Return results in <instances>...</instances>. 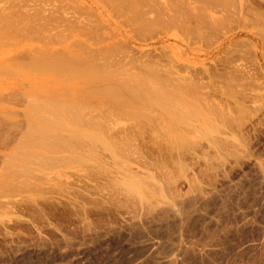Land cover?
Returning a JSON list of instances; mask_svg holds the SVG:
<instances>
[{"label": "rangeland", "instance_id": "rangeland-1", "mask_svg": "<svg viewBox=\"0 0 264 264\" xmlns=\"http://www.w3.org/2000/svg\"><path fill=\"white\" fill-rule=\"evenodd\" d=\"M13 2L0 0V9ZM30 2L37 21L62 5L94 27L88 49L97 54L89 56L107 64L102 71L125 81L150 69L168 95L153 102L167 100L152 117L148 107L119 116L108 100L111 116L97 108L81 123L66 119L53 137L59 146L45 152L29 137L40 96L8 92L14 100L0 101V126L12 130L0 131V264H264V2L255 1L247 26L236 22L244 0H211L217 7L205 20L204 8L181 0H145L130 12L100 0ZM216 18L224 25L207 26ZM2 28L0 49L11 56L44 38ZM18 57L12 69L29 64ZM68 125L100 141L70 140ZM10 133L18 139L5 147Z\"/></svg>", "mask_w": 264, "mask_h": 264}, {"label": "bare ground", "instance_id": "bare-ground-1", "mask_svg": "<svg viewBox=\"0 0 264 264\" xmlns=\"http://www.w3.org/2000/svg\"><path fill=\"white\" fill-rule=\"evenodd\" d=\"M15 1L16 0H14L13 5L11 3L9 7L6 6V8L2 7L3 10L0 9V23L3 26L2 28L3 34L6 36H10L9 34L16 33L17 35L27 36L29 34L36 35L39 32L42 36H44V38L42 37L38 38L37 44L33 43L34 41H32V43L23 44L19 46L21 48L19 49V51H17V54H14L13 56L11 55L13 54L14 51L10 50V52L6 51L7 53L6 52L3 53V51L0 49V72L7 71L8 73L12 72L13 75L18 74L23 81L21 79L18 80L28 85L27 88L24 87L23 85L24 83L23 84L17 83L18 85H16L13 82L8 81L7 78H1L5 75L3 73H0V101L1 102L13 101L14 97L11 96H14L15 93L11 94L8 92L15 90V88L22 89L23 91L20 92L22 95L29 94L30 96H40L41 107L37 108V106H35L34 107L35 109L32 110V113H30L31 119L39 120V122L34 120L35 123L32 124L31 135H29L30 139L33 138L31 142L33 143V146L35 145L34 147L36 146L40 147L45 145L48 147V149L47 147L45 148V146L44 148L41 147V149H45V152L46 150L48 152H50V150H52V152L55 151L57 148L56 146H59L56 145L55 142H53V140H56L53 137L56 136V134L58 133L57 130L65 129V126L67 125L66 119L73 118L74 120L76 119L78 123L83 119H86L84 118L85 117L84 113H86L85 111L89 112V110L92 111L94 110L95 112H97L98 111L97 108L98 109L100 108V111L98 112L105 113V111L107 112L108 111L107 109H109L108 113L110 112V116L113 115V113L110 111V107L107 108L109 104L107 103L108 104L107 105L106 102L108 100L109 102H112L114 104L115 110L118 111V112L115 111L114 112L119 113V116L121 115V113L122 115H126L128 113L126 116L131 115V117H134L135 115L139 116L140 113L142 112L141 111L142 108L144 107H148L147 109L151 108L150 109L151 112L148 111L146 114L152 117L155 114V112H157L156 110L158 109L162 110L164 103H167V100L165 102L163 101V99L161 101L163 105H161L160 102H158L159 105H157L158 103L157 104L153 103L158 96L161 97L168 94H164L166 87L162 85L164 80L161 79L162 77L160 76V74H159L160 78L158 79L155 76L156 72L151 71L150 69L148 71H143V72H138L139 69H136V71H134L132 74H129V76H131L130 78L127 77L125 78V81L127 79V82L123 81V79L119 80V78L116 77L117 74H115L112 71L113 69H111V71L108 72L106 69H104L106 70V72L102 71L104 67L108 68L107 64H105L102 68V63L98 60V58L96 60L93 57H91L93 54L89 56L91 53V51L89 52V50L92 49H88V47L91 46L92 42L94 41L93 37H95L94 35L96 34L94 32V27L92 28L88 22L84 20H80L79 18L76 19L68 18L66 14V8H67L66 6L60 5L52 15L46 14L43 17H41V20L38 18L40 21H37L36 19H34L37 16L36 15L33 16L32 15L33 12L31 11L32 9L30 10V7L33 5V4L31 5L30 1H34V0H17V3ZM60 1H64V0H60ZM100 1L102 4L104 3L105 5L104 4L103 5L106 7L109 6L110 8L112 6V8H116L119 10L126 9L124 11L129 10V12L130 10L135 11L136 8H138L139 6L145 3V0H100ZM181 1L182 3H186L189 7H194V10L197 9V7H199L201 10L202 8H204L205 11L200 12V16L202 20H205L207 17H210L212 9L217 7V3L215 2L212 3L211 5L208 4L211 2V0H194V1L190 0L193 1L194 3L190 2L189 0L187 1L181 0ZM240 1L241 0H239V2ZM244 1L246 2H240V10H241L239 15L240 20L236 22L239 24L242 23L243 25H246V22L249 21L247 15L254 13L253 8L255 7H253V5L255 3L257 4V2H255L256 0L253 1L254 3L250 6L251 3L249 2L248 4L249 0H244ZM261 1H262L261 3L264 2V0ZM207 5L209 6L206 7ZM34 6L40 7L37 8V10H35L39 14H42L41 12L45 14L44 12L47 11V9L42 8L43 5L41 4H35ZM30 11L32 12V14L30 13ZM101 21L102 20L98 22L102 26L103 22L101 24ZM221 25H224L223 19L216 18L213 22H210L207 26L218 28ZM246 26L243 27L246 28ZM52 30H57L58 36L50 33ZM93 32L95 33L94 35ZM97 36L100 37L98 33ZM2 38L3 37H0V42H2ZM99 40L97 41V43L99 42ZM54 41L55 43H57V45L53 44ZM26 46L29 47L30 50H25L24 48ZM92 51H94L93 53L95 55L97 54L95 53V50ZM100 51L102 52V50ZM24 54H27V58L30 57L29 64H22L18 69L17 68L12 69V66H9L10 63L17 61L19 59L18 56ZM98 55L96 57H98ZM95 60L99 61L101 64H99V62L97 63ZM109 68L111 67L109 66ZM132 75L134 77H132ZM160 79L163 80L162 83L161 81H159ZM176 94L177 93H174L175 96ZM169 96L171 95L169 94ZM160 99H158V101H160ZM143 102H146L147 105ZM154 104L155 106L158 107L161 105L162 106L160 107L161 109L158 107H154ZM147 109L144 111H147ZM48 110L53 112V114H51L53 118L51 116L47 118V114H50ZM154 110L155 112L153 114L152 111ZM92 111L91 113L94 112ZM126 111L128 112L126 113ZM91 113L88 114V116L90 115L89 117H91ZM15 114L18 113L13 112L10 113L9 116L14 117ZM74 120H71L70 122L73 121V123H75L76 121L74 122ZM6 126L4 125L0 126V131L1 132L8 131V133L12 131L9 130ZM30 126L29 128H31ZM68 128L72 130V136L70 137V140L78 139L80 136H82L88 138L92 143L96 141H100L98 135L95 133H92L90 131H83V132L78 131L79 134H76L77 131L74 130V128H70L69 125ZM73 130L75 132H73ZM13 132L15 133V131ZM13 132L12 134L15 135ZM170 132H172V130ZM27 133L29 134V132L26 131V137L28 139L29 137L27 136ZM171 134H173V132ZM9 136L7 138V141H5L6 143L4 142L5 147L9 146L12 143V140L15 141L18 139V138L13 139L12 137L11 140L10 139L11 133ZM31 136L33 137L31 138ZM16 137L17 135L14 138ZM30 139L27 140V142L29 141V143L32 144L30 142ZM27 142L26 144H28ZM25 146L33 148V146H29V145H25ZM26 149L25 151L22 150V152L21 150L19 151L22 154L20 156L21 158L23 156L25 159V156L28 157L27 153L37 151V150L31 151L27 149V153H26ZM19 152L17 153L19 154ZM40 152L38 150L35 153V155L37 153L41 154ZM31 154H29V156ZM27 157L26 160L28 159ZM9 163L12 164V161H10ZM11 164H9L10 165L9 167L13 168L12 165L15 166V163H13L12 165ZM23 169L29 171V168H23ZM14 185L15 184L11 182V185L9 186L8 189L15 187Z\"/></svg>", "mask_w": 264, "mask_h": 264}]
</instances>
